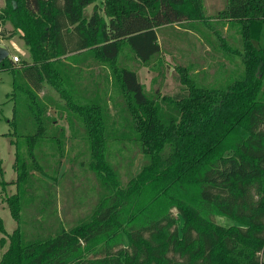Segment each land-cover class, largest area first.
<instances>
[{"label":"trees","instance_id":"trees-1","mask_svg":"<svg viewBox=\"0 0 264 264\" xmlns=\"http://www.w3.org/2000/svg\"><path fill=\"white\" fill-rule=\"evenodd\" d=\"M97 1L4 0L0 25L8 21L21 32L32 64L20 75L29 87L40 89L47 62L94 46L110 59L115 41L125 37L147 63L159 53L156 29L205 21L203 0H99L101 7ZM211 18L240 26V49L221 42L223 49L217 40L240 57V78L204 87L187 67L175 66L174 90L149 99L135 75L123 71L124 89L144 122L134 139L137 173L124 187L100 175L102 202L84 224L49 239L24 242L18 228L7 234L0 222V264H264V103L258 100L264 49L254 44L264 27V0H224ZM12 64L6 57L0 67L17 74ZM32 137L38 132L28 138V156ZM13 169L15 183L23 182L29 169L16 151ZM5 204L18 226V197ZM216 216L233 225H217ZM117 233L125 243L112 240Z\"/></svg>","mask_w":264,"mask_h":264},{"label":"rangeland","instance_id":"rangeland-1","mask_svg":"<svg viewBox=\"0 0 264 264\" xmlns=\"http://www.w3.org/2000/svg\"><path fill=\"white\" fill-rule=\"evenodd\" d=\"M97 4L101 7L99 0ZM223 5L224 0H203L205 21L196 22L195 25L191 24L189 29L182 27L157 29L154 38L157 44L155 45L160 46L159 53L147 62L152 71L151 78H145L144 80L143 76L141 77V82L149 99L154 98L156 94L162 95L164 92L174 90L170 72L175 66L187 67L190 71V77L195 79L197 83L205 85L204 87L224 88L240 78L242 71L240 57L232 53H225L221 49L217 41L219 35L217 31H220L223 24L221 25L218 20L211 18L223 8ZM4 6V0H0V9ZM82 13L84 17L87 16V9ZM239 28L240 26L237 23L230 24L228 27L227 35L232 49L235 47L240 49ZM191 30L194 32L200 30L202 36L204 33L207 34L209 30L215 33L212 36L208 34L210 43L216 44L217 47L212 51L216 59V66L211 79L203 77L200 70L197 74H192V64L189 57L191 53L188 56L186 51L181 50L182 47L186 48L185 44L187 46L191 45ZM261 31L259 40L254 44L264 49V27ZM10 32L13 33V36L4 40L0 39V47L7 50L10 60L12 57L18 58L17 65L21 63V60L26 61V64H32L27 47L20 39L21 32L14 30L8 21L0 25L1 36L6 38ZM149 49H151V46ZM224 60L227 61L228 66L223 70L220 62ZM19 76L15 72L14 74L11 73L10 68L2 69L0 67V222H2L3 229L7 234L18 228L22 241L39 242L53 237L62 230L70 231L86 222L106 196L100 175L108 177L112 182L116 181L119 187H124L129 178L137 173L141 155L139 154L138 142L134 139L136 135L139 136L137 131L140 130L141 124L144 126V122L140 119L143 118L141 114L139 118L137 109L130 108L128 101L121 98L118 106L124 111L123 118L114 117L115 130L112 134H110V123L106 122L105 117L103 119L104 129L108 131V137L112 136L116 140L112 144H105L102 149L95 151L100 154L93 162H89V159H87L86 151L88 150H85V146L77 149L71 148L67 155L69 162L74 159L72 155L76 152L79 156L81 155V158L85 157V159H76L75 157L76 162L68 164L72 168L69 169V173H65L59 178V181H52V185H48L50 177L54 181L56 179L59 162L64 150L62 147L56 148L44 145L36 150V154H33L31 147V155L28 156V138L38 132L33 114L36 109L34 100L27 92L20 90L25 85L22 86L21 80L18 79ZM258 100L264 103V77L261 80ZM40 108L46 110L45 107L41 106ZM44 118L43 120H47L45 123L47 125L49 120L47 117ZM127 121L132 124L134 130ZM117 122H120V125L123 123V125L119 126ZM15 151L19 161L24 160L25 167L29 169L21 183L17 181L15 183L13 169ZM80 152L83 154H80ZM64 155H66V152ZM73 190H81L83 193L81 208L69 206L72 205L67 202L71 200L69 196L59 195V197H56L58 192L60 194L70 192L71 194ZM12 197H18V226L11 218L5 204L6 198ZM214 221L217 225L223 227L233 225L231 221L220 216L214 217ZM2 236L0 234V239ZM112 240L125 243L123 237L121 240V233L115 234ZM99 245L100 241H96L92 247L97 248ZM4 247L5 245L0 246V254L3 252ZM260 258L264 260V254Z\"/></svg>","mask_w":264,"mask_h":264},{"label":"crops","instance_id":"crops-1","mask_svg":"<svg viewBox=\"0 0 264 264\" xmlns=\"http://www.w3.org/2000/svg\"><path fill=\"white\" fill-rule=\"evenodd\" d=\"M85 9L88 13L87 16L83 17L87 18L91 6L84 8L83 11ZM218 23L223 24L220 31H217L220 35L219 38L216 35L219 40L222 38L219 43L222 45L221 42H223L225 46H232L227 35L229 24L220 20ZM187 33L189 32L187 31ZM190 34L192 36L191 45L187 46L185 44L186 48L182 47L181 50L186 51L188 56L191 53L189 57L192 64V74L195 75L200 70L203 77L211 79L215 72L216 59L213 56V44L210 43L208 34L212 36L215 33L209 30L207 34L204 33L202 36L200 30L197 32L191 30ZM237 42L239 43L238 40ZM214 45L216 46V44ZM224 45H222L223 49ZM115 48V55L110 59L103 55L100 46H94L80 51H73L63 57L49 61L43 69L39 70L36 66V69L41 73V83L38 91L29 87L26 80L20 75V68L31 66V64H26V61L22 60L19 65L12 64L13 69H16L17 74L20 75L18 79L21 80L22 86L25 85L20 90L27 92L35 102L36 111L33 114L39 137L29 139L32 143V153L36 154V150L44 145L56 148L62 147L64 150L59 162L56 179L54 178V181L50 177L48 185H52V181L57 182L65 173H69V169L72 168L68 164L75 163V157L76 159L81 158V155L79 156L76 152L72 155L74 159L69 162L67 155L71 148L77 149L85 146V150H88L86 151L87 159H89V162H93L100 154L95 152L97 144L99 149H102L103 145L112 144L116 140L112 136L104 137V117L106 122L111 125L110 134H112L115 130L114 117L123 118L124 111L118 106L121 98L128 101L130 108L136 109L122 84L121 74L123 71L133 73L137 83L142 86L145 92L141 77L143 76L144 80L145 78H151L150 66L139 60L127 37L116 40ZM144 51H146L145 48ZM220 63L223 70L227 68L228 63L226 60ZM41 106L45 107L46 110H42ZM44 117L49 120L47 125L45 124L47 120H43ZM117 125L120 126V122H117ZM129 125L133 129L132 124L129 123ZM65 152L66 155H64ZM80 154L83 153L80 152ZM81 159H85V157ZM59 195L69 196L71 200L67 202L72 204L69 205L72 208L76 206L81 208L83 197L81 190H73L71 194L70 192H67V194L65 192L62 194L56 193V197H59Z\"/></svg>","mask_w":264,"mask_h":264},{"label":"water","instance_id":"water-1","mask_svg":"<svg viewBox=\"0 0 264 264\" xmlns=\"http://www.w3.org/2000/svg\"><path fill=\"white\" fill-rule=\"evenodd\" d=\"M6 57H7V51H6L4 48L0 47V63H1V61L4 60Z\"/></svg>","mask_w":264,"mask_h":264},{"label":"built area","instance_id":"built-area-1","mask_svg":"<svg viewBox=\"0 0 264 264\" xmlns=\"http://www.w3.org/2000/svg\"><path fill=\"white\" fill-rule=\"evenodd\" d=\"M11 61H12V63H17V62H18V58H16V57H12V58H11Z\"/></svg>","mask_w":264,"mask_h":264}]
</instances>
